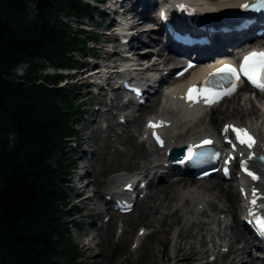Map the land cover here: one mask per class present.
Masks as SVG:
<instances>
[{"label": "trees", "instance_id": "obj_1", "mask_svg": "<svg viewBox=\"0 0 264 264\" xmlns=\"http://www.w3.org/2000/svg\"><path fill=\"white\" fill-rule=\"evenodd\" d=\"M78 4L0 0V264H82L56 218L62 161L57 171L48 163L58 126L66 131L53 98L62 95L32 77L37 57L66 63L64 50L77 44L62 40L55 14L76 12ZM21 63L29 68L15 78Z\"/></svg>", "mask_w": 264, "mask_h": 264}, {"label": "bare ground", "instance_id": "obj_2", "mask_svg": "<svg viewBox=\"0 0 264 264\" xmlns=\"http://www.w3.org/2000/svg\"><path fill=\"white\" fill-rule=\"evenodd\" d=\"M191 1L193 2V0ZM236 1L238 0H199L200 4L203 5L200 9L204 11L217 9L228 4H233ZM134 13L135 15L132 17L134 19L132 21L133 26L131 30L134 32V30L137 29L135 33L138 36H145L144 32L141 34L138 32L142 28L140 27L141 24L139 22L146 19L153 20L154 17L152 16V12H144L143 14L140 12ZM136 15L139 16L138 19H135ZM142 42L143 41L139 39L136 46L142 45ZM116 52H119V50H116ZM175 60L176 59L173 60L170 57H164L161 60V64L166 66H168V64L175 65ZM103 62L114 64L117 62V56L112 54ZM118 64L119 62L115 63L114 66ZM134 67L140 69L138 75L147 76L152 73V70L148 69L149 65L145 66L139 64ZM23 68V66L17 67L14 70V73L21 75ZM142 69L147 70L146 72H141ZM154 72H156V70H154ZM162 96L163 94L158 92L156 97L159 98ZM172 97L173 95L170 93L166 100V104L170 109L177 111L176 115L170 119L172 126L167 131L169 146L190 137H194L199 133L215 135L218 133L222 121L229 122L228 120H235L242 125L249 124L252 128L257 130L262 141L261 149L264 148V129H258L256 123L251 122V120H256L258 118L259 110L255 103L249 102V105L246 106L248 101L243 100V102H241L242 98H235L228 102L229 106L226 109L223 108L222 104V106L209 116L208 122L205 123L201 115L195 116L194 113L179 111V104L173 100ZM154 102L155 98L153 97L152 103L141 109L139 114L130 122L126 129L130 141L139 127L141 118L150 113L157 114L156 112L158 110L152 111ZM239 102H241V104ZM160 113L166 114V111L162 110ZM120 117L121 116H119V118ZM206 117L207 115H205V118ZM97 122L100 123V121ZM97 122L95 120L92 121V133L101 132L102 130V128H93L94 124ZM114 127L115 125L110 123L105 130L108 134H111L114 131ZM123 133L124 131L122 134ZM83 138L84 139H79L77 141L75 149L80 152L79 162L88 160V155L83 151V145L87 138ZM112 148L114 149L113 154L115 153L118 156L116 161H125L128 163L131 159L136 157L135 160H139L138 164L139 169L141 170H154L158 164H160L159 158L155 157L152 153H148V149L147 151L133 154V152H127L128 149L120 150L121 153H116L115 151L117 149L115 145H112ZM97 155L98 153L96 152L91 154L90 157H92V161ZM80 167L82 171H85L86 176L87 171L85 166L81 165ZM88 174L90 175L91 173L88 172ZM158 178L159 180H162L161 175H158ZM118 179L119 176H113L107 180V185L111 191L115 188ZM188 181L193 182L192 180ZM156 185L157 187L152 183V193L151 195H148L146 201H144L139 207L135 217L146 218L149 226L154 229L159 240L157 244L150 249L151 251L149 254L146 257H143V260H141L139 255H133L132 260L134 261V264H188L187 261L191 260V256H198V261L202 262L209 256L207 255L208 251H214L215 249H218L215 254V260L210 263L207 262L201 264H262V262H259L257 259L249 258L247 255V252L252 249L253 244L249 241L244 232V228L239 221V206L236 195L233 191L219 187L214 183L190 185L189 183L178 181L176 183L157 182ZM259 187L264 189V184L259 185ZM97 193L98 192H95L92 195L86 196L84 195V192L81 191L78 205L84 211L87 209V205H89L90 209L96 211V216H101L103 215L104 209H108V206L104 204L103 200H101V198H103L102 195L98 197ZM143 206L144 212H142ZM190 206L195 210L193 220L188 221V218H186V222H184L185 217L189 213ZM83 214L85 213L81 211V215ZM221 215H224V217L229 216L232 219V224L229 225L225 231L222 228L215 230V226H211L210 223L212 218H216V216L218 220H221ZM105 216L106 215L104 214L102 218ZM92 228L97 231V233L94 235V231L91 229L89 235L91 237L90 240H80L82 244V253L88 257L89 260H93L94 264H110L105 258V249L107 247H105L106 237L110 235V227L104 225L103 227L98 228L94 225ZM85 238L87 237L85 236ZM221 242L223 245H219ZM124 244L125 241L123 240L122 246H124ZM102 245L104 248H102ZM209 245L213 248L210 249ZM167 246L168 248H166ZM224 248H227V252H221ZM166 250H168L167 254L170 252L172 263L169 262L170 258L168 255H164ZM184 250H186L184 253L186 256L177 259L178 255ZM184 254L182 256H184ZM129 257L131 256L128 251H123L117 258L115 264H121L122 261L127 260ZM155 257L158 258L157 261Z\"/></svg>", "mask_w": 264, "mask_h": 264}, {"label": "rangeland", "instance_id": "obj_3", "mask_svg": "<svg viewBox=\"0 0 264 264\" xmlns=\"http://www.w3.org/2000/svg\"><path fill=\"white\" fill-rule=\"evenodd\" d=\"M99 39L102 40L103 38ZM100 55V52L98 53ZM25 67L22 69V73H24ZM80 88H78V92L77 95L79 97V100L76 103V106H78V108H80L81 110H86L88 111H92V101L91 104L86 105V104H81V102L83 101V99L85 97H80V94L82 92H80ZM81 98V99H80ZM229 105L226 104L225 109L228 107ZM231 106V105H230ZM85 111V112H86ZM81 120H84V116L81 117ZM224 120V119H223ZM84 122V121H83ZM89 130L87 131L86 134H88V136H90V138L92 139V142H90L89 144H91V147H93V149H97V153L98 155L93 159V161L90 163V166L88 167L89 172L91 173L90 176L87 177V182L92 183L91 187L95 190L97 189H101V190H107V183H106V179L107 177H109L112 173H114L117 170L120 169H128V170H137L139 168V164L138 161L135 160L136 157H134L133 159H131L130 162L126 163L125 161H116V158H118L117 154H113V148L112 145H116L118 147V149L123 150V149H128L127 152L129 151L130 153L133 152V154H138L139 153V149L137 147V145L134 144L135 139L132 140V142L129 140V137H123L121 139H119V141H114L112 138V135H108L107 132H96V133H92L91 132V126L89 125ZM103 124L97 122L96 124H94L93 128H102ZM77 130H78V135L76 137V139H81L83 137V133H82V129H81V125L78 124L76 126ZM85 144H88V141L85 142ZM123 144V146L121 145ZM87 146V145H84ZM64 154H65V158H69L72 161V163L74 165L77 164H81V162H77V157L79 156H75L73 157V153H71L70 151H68V148H64ZM133 157V156H131ZM54 162V160H52ZM84 164L85 161H84ZM74 172V171H73ZM75 179V174H73V177ZM95 181L93 182L92 180ZM90 189L87 187L85 188L84 191V195L88 196L90 194ZM68 197H72V193L71 192H66ZM71 207L73 208V210H80L78 214L74 215L73 219L76 222H80V226L78 231H76L75 227H71L70 228V238L73 241V243L75 245H77L78 247V253L81 256V260L83 261L84 264H94L93 260H89L88 257H86L83 253H82V244L80 242V240H90V236H88L87 238H83L82 234L86 231H90L92 229V225L94 224H98L101 221V217H96L94 218V221L92 219H90V217H88V215H86L89 211V206H87V209L84 211L82 208L79 207V205H77V203H75L74 201H72L70 203ZM81 211L83 213H85V216L81 215ZM144 212V210H142ZM91 214V213H89ZM127 219V226L126 229L130 230L132 232H134L139 226H141L140 224L142 223H148L146 218H136L135 216H131V217H126ZM95 228V227H94ZM113 226H112V233L110 232V235L108 237H106V249H105V258L106 261L110 264H115L117 258L120 256V254H122V252L124 251V249H122L119 244H115L113 246ZM126 237L129 235L125 234ZM123 240V239H122ZM159 238L156 234H152V236L144 243V246L142 247V255L140 256L141 260H143V257H146L149 252L151 251L150 249L157 244ZM84 241V242H85ZM104 245V242H103ZM102 245V248H104ZM186 252V250L182 251L180 253V255L178 256V259L185 257L186 254H184ZM184 254V256H182ZM166 255V254H164ZM156 261L158 258H156ZM140 260V261H141ZM112 261V262H110ZM60 262V261H59ZM63 263V262H61ZM121 264H134V261L132 260V257H129L127 260L122 261ZM157 264V263H156Z\"/></svg>", "mask_w": 264, "mask_h": 264}, {"label": "snow or ice", "instance_id": "obj_4", "mask_svg": "<svg viewBox=\"0 0 264 264\" xmlns=\"http://www.w3.org/2000/svg\"><path fill=\"white\" fill-rule=\"evenodd\" d=\"M180 7H183L181 5ZM242 9L248 10H264V0H252L251 3H243L240 5ZM163 16V13H161ZM191 67V65H189ZM218 73H224L225 79L230 81V86L224 91L223 93H213V97L215 99H219L222 95H230L236 90V82L240 80L241 76L245 77L248 82H250L255 88L259 89L260 91H264V50L262 51H251L243 56L242 61L240 62L239 68H235L231 65H224L222 68L217 69L215 73L210 75H216ZM196 93V96L205 95L204 89H197L195 87H190L188 90L187 98L193 102L196 100V96L193 95ZM215 99H209L207 95H205V103H213ZM149 127H156L158 125H154L149 122ZM229 129L236 135V140L242 144L246 145L249 149L253 147L255 144L254 138L248 133V131L244 128H238L233 125H225L224 131L227 132ZM155 136V133H153ZM157 142L163 145V142L160 138L156 137ZM204 144H209L211 141H204ZM189 152L192 151L191 146L189 147ZM231 158V157H230ZM185 159H191L190 156H186ZM249 160L253 159V156L250 154L248 157ZM261 161H264V156L259 157ZM183 163V161H181ZM227 164V161H225ZM240 168L246 172V174L251 177L252 180H260L261 177L254 174L252 171L248 170L247 161L241 160ZM227 173V169H225ZM243 191V190H242ZM258 199H264V197H258L257 192L254 189L252 192V199L249 201L250 205L254 207L264 208V204L257 205ZM248 215L253 218L252 222L256 225L257 234L261 237H264V215H258L254 212L251 208L248 210Z\"/></svg>", "mask_w": 264, "mask_h": 264}]
</instances>
